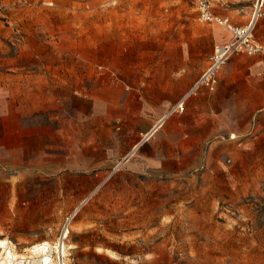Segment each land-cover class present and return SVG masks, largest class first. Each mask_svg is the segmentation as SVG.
Here are the masks:
<instances>
[{
	"label": "rangeland",
	"instance_id": "1",
	"mask_svg": "<svg viewBox=\"0 0 264 264\" xmlns=\"http://www.w3.org/2000/svg\"><path fill=\"white\" fill-rule=\"evenodd\" d=\"M211 1L239 26L257 2ZM198 17L197 0H0V264H46L41 244L48 264H264V131L244 104L237 138L180 173L125 161L160 75L181 90L232 39Z\"/></svg>",
	"mask_w": 264,
	"mask_h": 264
},
{
	"label": "crops",
	"instance_id": "2",
	"mask_svg": "<svg viewBox=\"0 0 264 264\" xmlns=\"http://www.w3.org/2000/svg\"><path fill=\"white\" fill-rule=\"evenodd\" d=\"M160 76L153 93L143 97L148 107L141 114L144 126L139 131L142 140L137 148L138 172L180 173L186 168V159L200 160L203 143H220L218 139H225L227 135L235 140L237 135L233 133H240L237 121L242 117L243 104L247 115L251 113L258 120L252 131H264V55L246 59L234 56L219 74L215 91L204 87L189 97L188 93L202 75L194 83L182 79L181 90L177 72ZM241 82L245 85L244 92L240 90ZM253 96H256L254 100ZM180 103L184 104V110H175ZM155 127L157 131L146 137Z\"/></svg>",
	"mask_w": 264,
	"mask_h": 264
},
{
	"label": "built area",
	"instance_id": "3",
	"mask_svg": "<svg viewBox=\"0 0 264 264\" xmlns=\"http://www.w3.org/2000/svg\"><path fill=\"white\" fill-rule=\"evenodd\" d=\"M197 7L200 23L223 26L232 33L233 37L229 42L216 47L214 53L209 58L208 68L188 93L187 97L196 94L204 87L210 91H215L219 85L220 71L235 54L254 56L264 52V47L255 38L256 25L264 17L263 1L260 3V0H257L255 4L254 16H257V20L254 25L252 21L243 26L234 24L230 17L221 16L215 12L211 0H197ZM175 110H184V104L180 103Z\"/></svg>",
	"mask_w": 264,
	"mask_h": 264
},
{
	"label": "bare ground",
	"instance_id": "4",
	"mask_svg": "<svg viewBox=\"0 0 264 264\" xmlns=\"http://www.w3.org/2000/svg\"><path fill=\"white\" fill-rule=\"evenodd\" d=\"M264 2V0H260V3L261 2ZM256 20H257V16H254L253 17V20H252V24L254 25L256 23ZM185 99V98H184ZM164 119L165 117L163 118L162 122L160 124H162L164 122ZM159 126V124H158ZM158 127H155L146 137H150L151 135H153L156 131H157ZM160 129V128H159ZM139 147L136 146L135 149H137ZM135 151L134 150L130 155L129 157H132L134 154H135ZM125 164V163H124ZM120 166V165H119ZM117 170V169H116ZM92 197V195H91ZM79 210H77L78 212ZM76 215V214H75ZM73 217V216H72ZM71 217V218H72ZM69 229H65L64 233H63V236H62V239L56 244V247L54 248L55 249V252L60 255V256H63L66 254V242L65 240H67V238L69 237ZM5 242L4 241H0V244L3 245ZM52 245H49V244H45V245H36L33 249V253L37 256V258L39 257H45V262L46 264L48 263H55V260L54 258L50 257L48 255V252L50 251V248H51ZM52 251V250H51ZM15 255L13 253H10L9 256L6 258V260L4 261V264H15L14 261L16 262V264H22L21 261H19L18 259H15ZM62 264H67L66 261H63Z\"/></svg>",
	"mask_w": 264,
	"mask_h": 264
}]
</instances>
